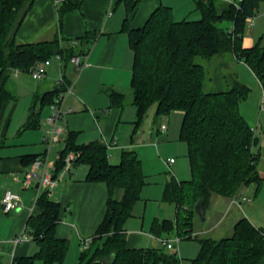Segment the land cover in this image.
Masks as SVG:
<instances>
[{
  "label": "trees",
  "instance_id": "16d2710c",
  "mask_svg": "<svg viewBox=\"0 0 264 264\" xmlns=\"http://www.w3.org/2000/svg\"><path fill=\"white\" fill-rule=\"evenodd\" d=\"M35 0H0V116L4 103L14 99L9 88L12 72H28L38 61L60 54L65 61L85 54V48L75 51L73 45L59 37L53 40L20 43L16 40L25 15ZM264 0H196L197 20L176 21L168 6L155 8L145 25L129 30L134 52L131 89L137 109L136 125L156 106V116L164 117L174 110L184 112L180 139L188 144V157L193 177L178 181L172 177L165 186L163 200L177 206L175 220H155L152 232L176 231L182 239H198L200 253L191 264H260L264 257V228L246 216L234 225L230 236L220 239L199 237L195 232V203L203 198L208 209L213 196L242 197V187L260 184L261 153L254 149L258 136L241 112L251 88L235 74L226 75V88L215 92L211 88L209 61L216 56L233 53L252 70L264 88V44L262 37L253 46H244L248 19L257 14ZM80 5V0H65L60 14ZM229 24L232 25L230 28ZM88 38L84 43H91ZM87 45V46H88ZM201 57L208 62L196 61ZM61 87L44 94L43 104L51 105ZM113 106H123L125 93L112 89ZM32 121L28 124L36 126ZM2 142L0 140V147ZM106 143L93 140L77 142V132H69L65 148L56 162V174L65 165L69 152L77 154L75 164L89 166L87 179L104 181L109 188L106 214L95 239L101 240L86 264H182L175 249L166 252L158 248H130L127 244L126 221L133 215L135 204L142 198L146 175L142 160L135 150H124L121 161H110ZM38 156H28L31 164ZM123 188L122 199L112 193ZM60 203L47 191L37 199L30 215L27 232L40 248L28 256L15 257L13 264H60L70 247V241L57 237ZM83 252L81 259L86 256Z\"/></svg>",
  "mask_w": 264,
  "mask_h": 264
},
{
  "label": "crops",
  "instance_id": "0c3cea01",
  "mask_svg": "<svg viewBox=\"0 0 264 264\" xmlns=\"http://www.w3.org/2000/svg\"><path fill=\"white\" fill-rule=\"evenodd\" d=\"M62 4L63 2L57 3L56 0H35L16 32V40L20 43H32L59 37L71 43L75 51L85 48L86 53L82 56L89 65L77 71L70 60L57 58L61 74L73 85V90L61 103L66 133L54 139L50 146L44 140L47 130L44 129L43 122L47 118L46 126L50 129L48 117L51 105L43 104L42 98L45 93L57 87L56 80L50 78L49 71L45 78L38 81L28 72L20 70L17 76L12 72L9 88L15 98L4 103L0 116V264H13L15 257L32 255L39 250L40 246L35 240L19 244L12 241L17 234L27 231L31 215L29 206L37 194L44 192L38 187L24 189L19 180L32 164H27L28 156L45 155L56 164L60 152L65 148L69 132H77L78 143L98 139L104 142L115 140V145L107 148L113 164H118L123 151L128 149L135 150L142 160L147 183L142 190V198L134 206L133 215L125 223L127 244L130 248H155L150 245L152 240H159L161 245L167 248L163 244V238L150 230L157 219L175 220L173 215H170L174 209L176 218L177 206L163 200L168 181L172 177L178 181L189 180L185 179L187 175L180 168L179 160L170 162L173 154L185 149L179 139L184 112L174 110L164 116L168 129L161 131L160 125L164 117H157V108L153 106L144 120L136 125L137 109L132 103L131 89L134 52L130 46L128 32L144 26L151 12L160 6L170 7L176 21L197 20L201 15L196 10V0H80L78 7L61 15ZM260 8L261 4L258 11ZM257 16L258 14L256 19ZM88 38L92 40L89 45L84 43ZM244 46L250 47L246 46L245 38ZM240 62L233 53L216 56L209 61L213 91L220 92L226 88V75L241 76V71L236 69ZM49 67L52 68L51 74L55 76L58 72L57 64L54 62L53 65L51 62ZM30 79L35 81L34 85L30 84ZM112 89L125 93L123 106L112 105ZM32 121L37 125L28 127ZM62 141L63 146L60 144ZM145 142H153L156 151L165 154L166 162L174 173L165 172L166 169L162 171L161 160ZM47 146L50 149L53 146L57 148L54 149V157ZM146 147L150 148L154 155L153 169L146 170L142 158L143 148ZM88 173L87 164L74 163L50 195L61 206L56 235L70 241L69 250L60 264H86L95 247L101 244V240H96L95 236L105 217L110 193L106 182L90 181L87 179ZM7 190L18 192L23 204L9 212L4 211L2 203ZM123 194L124 189L120 187L115 188L112 193L117 200L122 199ZM216 196L212 197L207 209V219L212 201L220 199ZM233 198H226L227 202L231 204ZM170 205L174 206L173 210L169 208ZM232 214H228L222 221L224 237L232 235L234 225L240 219L238 214ZM197 216L200 217L198 214ZM197 216L195 226L199 219ZM199 221L202 222V219ZM201 225H198L196 233L214 231L218 227L217 224L204 229V225ZM84 239H90V247L85 250L82 248ZM181 240L175 249L178 254ZM83 252L87 254L81 259ZM41 263L43 264L42 261ZM260 264H264V257Z\"/></svg>",
  "mask_w": 264,
  "mask_h": 264
},
{
  "label": "rangeland",
  "instance_id": "374dc122",
  "mask_svg": "<svg viewBox=\"0 0 264 264\" xmlns=\"http://www.w3.org/2000/svg\"><path fill=\"white\" fill-rule=\"evenodd\" d=\"M263 11H264V1L261 3V8L258 11L259 13H257L258 16H257V19L255 18L254 25L248 26L246 30V34L244 37L246 46L255 45L260 40L261 37L263 38L262 43L264 44V14H262ZM229 26L230 28H232L231 24H229ZM196 61L205 62L206 65L208 64V62L201 57H197ZM51 62H53V65H54V62L57 64L58 72L57 74H55V76L54 74L52 75L51 74L52 68L49 67L48 71L50 73L49 74L50 78L58 80L61 76L60 63L58 62L56 57H53ZM236 69H239L241 71V76H239L241 81L251 88V93L248 99L243 101L241 104V112L246 117V119L249 121V123L251 124V127L256 128V135L258 136V142L254 145V149L261 153L259 172L261 176L263 177V181L260 184L253 182V183L244 185L242 187V193L245 196L251 198L249 201L244 202L242 206H239L237 204H232V202L230 204L229 202H227V199L225 197L215 195L216 198H220L219 201L217 199H216L217 201L216 200L212 201V206L208 210V219L206 221H202V222L199 221V219L201 220V218L197 216V218L199 219H197L198 221L195 226V232L198 231L199 224L204 225V229L212 225L217 226V224H218V227L214 231H209V232L206 231L205 233L199 232L198 233L199 237H202L203 235L213 236L214 238L224 237L222 236L225 233L223 230L224 224L222 223V221L224 220L225 217H227L228 214L230 216L232 213L238 214V218L246 216L253 223H255V225L264 228V111L261 109V104H262V99H263L262 98L263 88H262L261 82L258 80L256 75L251 71V69L244 63V61H241L240 63H238ZM30 84L34 85L35 81H32L30 79ZM46 123H47V118L43 122V127L45 130H48V126H46ZM179 139H180V134H179ZM181 141H182L181 143L184 144L185 149L181 150V152L173 154L172 157L174 158V160H179L180 168L183 169V171H185L187 175V178L185 179H191L193 177V173H192L191 165L189 164V160L187 157L188 145H186V143L183 140ZM60 144L61 146H63L64 142L62 141V143ZM145 145L151 146L153 148L154 154L157 155V157L161 160L160 166L161 167L163 166L162 171L166 169L164 170L165 172L170 171L174 173L173 169L166 162L167 158L165 154L161 151L158 153L156 151V148H154L155 146L153 142H145ZM47 148L50 149L49 146H47ZM54 149H57V148L53 146L50 149V152L52 151L53 157H54ZM143 149H144L143 156L142 155L141 156L144 160L146 170L153 169V167H155L154 155L150 148L146 147ZM47 154L49 155L48 152ZM48 160L53 161L49 157H48ZM170 206L171 207L169 208L173 210L174 206L173 205H170ZM170 215H173V219H175V209ZM232 216L233 214L231 215V217ZM163 219H160V220H163ZM160 237H162L163 239L170 238V240H173L177 237V233L175 230L172 232H168V233L163 232L160 235ZM150 245L158 249H164L166 252L172 251L170 249L163 247L159 240L158 241L152 240ZM200 249H201V246H200V242L198 241V239H194V238L185 239V240L182 239L181 245L179 248V252H180L179 255H181L182 264H191L192 260L200 253ZM34 264H42V263L40 260H36Z\"/></svg>",
  "mask_w": 264,
  "mask_h": 264
},
{
  "label": "built area",
  "instance_id": "2783aa9c",
  "mask_svg": "<svg viewBox=\"0 0 264 264\" xmlns=\"http://www.w3.org/2000/svg\"><path fill=\"white\" fill-rule=\"evenodd\" d=\"M63 1L65 0H56L57 3H61ZM254 20H255L254 17H250L248 19V26H253ZM55 57L58 58L59 60H62L60 54L55 55ZM51 59L52 57L38 61L34 64V66L29 71V74L34 80L38 81L47 76L48 68L51 64ZM71 62L77 71H81L84 67L89 65V63L83 56H74L72 57ZM19 72H20L19 69H15L13 75L17 76ZM56 86L61 87L62 90L58 93V95L54 99V102L51 104V113L48 117V122L50 123L51 127L45 132L44 135V140L49 146L53 143L54 139L66 133V128L63 124L64 112L61 109V103L63 102L66 95L71 93L73 90V85L68 83L66 77L63 74H61L60 78L56 80ZM262 98L263 99H262L261 109L264 111V88H263ZM167 123L168 122L164 117L160 125L161 131H166L168 129ZM252 129L256 133V128H252ZM105 143L107 148H112L115 145L116 141L115 140L112 142L107 141ZM76 158H77V154H75L74 152H69L64 159L65 165L62 171L59 174H56L55 163L49 161L48 157L45 155L38 156L32 162L29 168L26 169L24 176L19 181L21 182V185L24 189L34 188L36 187V184H39L38 188L47 191L50 196L55 186L57 185L58 181L62 179L64 173L72 168ZM170 162H174V158H171ZM38 197L39 194L35 196L34 202L29 206V211L31 214L35 210ZM249 200L250 198L245 195L242 196L240 199L234 197L232 200V204H237L239 206H242L244 202ZM2 203L5 212L15 210L23 205L21 195L18 192H14L11 190H7L5 192ZM181 239L182 238L180 236H177L173 240L163 239V244L168 249H176L177 248L176 245L179 243ZM30 240H32L31 236L27 233V231H24L21 232L20 234H17L12 241L15 244H19L22 242H28ZM89 247H90V239H84L82 243L83 250L88 249Z\"/></svg>",
  "mask_w": 264,
  "mask_h": 264
},
{
  "label": "water",
  "instance_id": "95a60500",
  "mask_svg": "<svg viewBox=\"0 0 264 264\" xmlns=\"http://www.w3.org/2000/svg\"><path fill=\"white\" fill-rule=\"evenodd\" d=\"M36 187H39V184H36ZM195 210L197 214L200 216L202 221H206L207 219V208L203 198H200L195 203ZM92 264H104L101 261H94Z\"/></svg>",
  "mask_w": 264,
  "mask_h": 264
},
{
  "label": "bare ground",
  "instance_id": "6f19581e",
  "mask_svg": "<svg viewBox=\"0 0 264 264\" xmlns=\"http://www.w3.org/2000/svg\"><path fill=\"white\" fill-rule=\"evenodd\" d=\"M76 56H82V55H76ZM74 57V56H73ZM72 59V58H71ZM71 59H70V61H71ZM72 63V62H71Z\"/></svg>",
  "mask_w": 264,
  "mask_h": 264
}]
</instances>
